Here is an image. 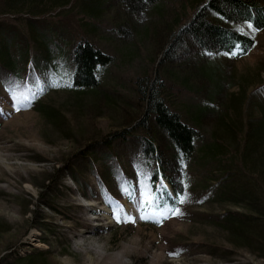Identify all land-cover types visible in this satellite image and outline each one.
<instances>
[{
  "label": "rangeland",
  "instance_id": "1",
  "mask_svg": "<svg viewBox=\"0 0 264 264\" xmlns=\"http://www.w3.org/2000/svg\"><path fill=\"white\" fill-rule=\"evenodd\" d=\"M159 5L160 12L141 17L127 15L120 0H76L70 14H50L49 19L57 24L74 25L76 16L82 18L90 29L83 39L109 56L111 63L105 70H97L99 99L90 94L76 99L69 87L53 79L50 68L33 73L29 63L32 97L23 100L19 110L1 102L0 264L15 253L25 258L44 252L48 256L43 264H118V259L123 264H264V259L230 242L216 227L214 217L228 208L207 199L205 191L195 185L197 173L207 171V162L198 161L190 168L178 164L154 125L141 122L143 111L134 87L138 78L161 77L171 108L194 126L199 148L204 147L219 130L218 116L236 97L231 94L243 88L247 103L253 92L262 89L264 29L238 28L252 39L253 48L245 56L236 51L232 56L203 59L187 44L189 47H178L169 53L172 58L167 55L163 60L170 31L185 27L201 6L191 5L189 0H162ZM89 6L97 12H88ZM171 25L172 30H166ZM5 26L17 35L22 30L18 22L10 20ZM52 34L50 30L48 35ZM187 38L182 40L184 44L190 41ZM206 60L220 63L225 87L210 106L212 115L200 117L198 109L207 106L210 88L201 70ZM260 94L253 99L263 98L264 93ZM245 103L241 104L243 121ZM39 104L61 113L60 126L33 110ZM250 113L253 119L260 117L259 110ZM192 118H199L198 124ZM151 132L158 139L164 175L173 187L162 177L151 185L152 163L133 161L131 143L143 141ZM106 140L113 141L119 166L104 148ZM228 143V149L235 144ZM150 189L168 192L175 208L153 210L147 194ZM87 232L97 234L89 237Z\"/></svg>",
  "mask_w": 264,
  "mask_h": 264
},
{
  "label": "trees",
  "instance_id": "2",
  "mask_svg": "<svg viewBox=\"0 0 264 264\" xmlns=\"http://www.w3.org/2000/svg\"><path fill=\"white\" fill-rule=\"evenodd\" d=\"M120 1L127 15L131 16L143 17L152 11L158 13L162 8L159 5L162 0ZM189 1L191 5L201 7L185 27H175L177 28L175 31L171 29L172 25L168 26V29L165 28L172 31L167 42L169 45L161 55L163 60L167 55L172 58L170 52H174L178 47L183 49L187 44L195 47L196 54L203 59L231 56L235 49L241 52L240 56H245L253 48V43L252 39L238 28L251 24L252 28L258 31L264 29V3L259 0ZM74 3L76 0H0V91L5 96L1 95L0 105L3 101L8 105L13 103L6 90L9 86L17 96V105L31 97L28 84L31 78L29 63L32 64L33 73H42L44 67L50 68L53 79H58L69 87L78 100H81L84 94H90L94 99L102 97L98 91L100 74L98 75L97 70L99 68L105 70L111 63V58L83 39L85 33H90V29L85 28L89 24H84L82 18L78 16L74 25L67 22L52 23L53 18L49 19L51 13L70 14ZM94 9L93 6H89L88 12L96 13ZM7 20L21 25L22 30L18 35L11 27L5 26ZM40 26L47 27L40 32L38 30ZM49 28L51 32L54 31L51 37L48 35ZM146 32L147 28L144 29V34H147ZM186 37L190 41L184 44L182 40L185 41ZM219 68L220 63L206 60L201 69L210 88L207 106L198 109L200 117L206 113L212 115L211 107L215 103L214 100L223 93L225 81L219 73ZM104 70L101 71V75ZM134 87L143 111L141 122L145 125H154L153 130L157 136L165 140L164 143L173 151V158L178 160V164L190 168L195 167L198 161L207 162V171L203 174L197 173L199 180L195 185L196 189L205 191L207 199L210 197L213 203L223 204L228 208L214 217L216 227L226 233L230 242L239 244L248 253L264 259V96L258 101L253 99L256 95H261L260 92L264 93V83L261 84L262 89L248 97L247 103L244 102L243 88L235 95L231 94V98L236 97L230 99L225 112L218 116V132L213 133V140L201 148L198 142L200 138L194 126L191 127L192 125L185 122L168 103L161 77L138 78ZM244 103L245 121L241 116L243 114L241 104ZM33 110L55 126H60L61 113L57 110H45L42 104ZM251 110H259L260 117L251 118ZM193 118L191 121L195 125L198 124L199 118L197 121ZM146 136L143 141L135 139L130 149L135 151L134 163L141 159L151 162L154 166L153 176L149 178L152 185L158 177L166 179L162 159L164 154L160 151L155 134L151 132ZM226 142L235 144L228 149L225 146ZM113 146V141L104 142V148L108 150L109 155H113L119 166L118 155ZM136 159L138 161H135ZM166 182L173 187L169 179H166ZM127 189L130 192L129 186ZM147 194L153 208L162 209L166 206L175 208L176 203L165 191L159 194L150 189ZM178 194L176 192L177 196ZM16 255L8 257L5 264H39L46 260L48 253H33L25 258H18Z\"/></svg>",
  "mask_w": 264,
  "mask_h": 264
},
{
  "label": "snow or ice",
  "instance_id": "3",
  "mask_svg": "<svg viewBox=\"0 0 264 264\" xmlns=\"http://www.w3.org/2000/svg\"><path fill=\"white\" fill-rule=\"evenodd\" d=\"M248 27L249 28H252V25L249 24ZM231 54L234 55L235 53H231ZM6 90L8 91L9 96L11 97V99L13 101V103H12L13 108H16L17 110H19V107L17 105V96L14 94L12 87L9 86ZM122 191H123V189H122ZM125 194L127 195V193H125ZM141 213H142L141 218L143 219L144 218V216H143V209H141ZM175 214H177V213L174 212L173 215H175ZM129 219H131V218H129Z\"/></svg>",
  "mask_w": 264,
  "mask_h": 264
},
{
  "label": "bare ground",
  "instance_id": "4",
  "mask_svg": "<svg viewBox=\"0 0 264 264\" xmlns=\"http://www.w3.org/2000/svg\"><path fill=\"white\" fill-rule=\"evenodd\" d=\"M92 207V206H91ZM92 219H96V218H92ZM86 234H88V235H90L89 237H93V236H95L97 233L96 232H87ZM95 238V237H94ZM93 238V239H94ZM91 240V239H90ZM94 248V247H93ZM92 248V249H93ZM118 264H123L119 259H118Z\"/></svg>",
  "mask_w": 264,
  "mask_h": 264
}]
</instances>
